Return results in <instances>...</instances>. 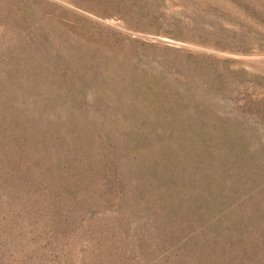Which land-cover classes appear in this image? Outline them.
<instances>
[{
  "label": "rangeland",
  "instance_id": "rangeland-1",
  "mask_svg": "<svg viewBox=\"0 0 264 264\" xmlns=\"http://www.w3.org/2000/svg\"><path fill=\"white\" fill-rule=\"evenodd\" d=\"M0 264H264V0H0Z\"/></svg>",
  "mask_w": 264,
  "mask_h": 264
}]
</instances>
